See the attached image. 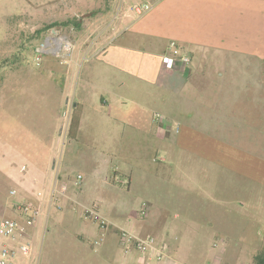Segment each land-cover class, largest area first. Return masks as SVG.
I'll use <instances>...</instances> for the list:
<instances>
[{
  "label": "crops",
  "instance_id": "0c3cea01",
  "mask_svg": "<svg viewBox=\"0 0 264 264\" xmlns=\"http://www.w3.org/2000/svg\"><path fill=\"white\" fill-rule=\"evenodd\" d=\"M143 2L146 0L112 1L115 15L86 26V35L71 44V56L64 49V42L71 39L58 37L56 32L46 39V50H53V56H70V66L58 69L63 82L57 110L62 102L71 108L73 119L68 127L72 143L80 150L74 152L70 144L69 161L58 163L63 139L61 131L56 132L59 124L45 141L33 137L31 149L36 144L41 149L37 158L24 159L19 152L16 161L10 160L9 152L12 155L15 150L0 139V216L18 215L7 201L21 194L35 206V201L49 193L57 195L73 211L82 212L92 207L87 199L90 192L102 191L104 201L93 207L105 216L109 230L96 224L95 229L83 231L95 233L99 247L105 237L112 241L109 231L125 227L124 231L139 239L152 237L159 247H167L168 259L152 264H194L195 253L189 251L192 240L178 232L202 230L209 234L207 238H214V248L220 247L214 257L219 264L235 248L234 239L226 230L213 231V219L202 221L201 229L197 225V215L208 217L218 211V169L264 186V146L257 150L261 157H253L219 137L225 132L224 136L239 143L240 134L237 137L231 132H248L242 135L250 137L260 134L264 145V0H154L152 10L137 17L130 6ZM82 51L91 54L93 63L77 93L76 69ZM174 52L189 56L191 63L185 66L178 61L175 68L166 69L164 60ZM156 115L161 117L156 120ZM96 119L101 131L94 124L88 126ZM152 131L158 143L154 151ZM231 135L234 137H228ZM141 136L148 138L147 145L142 146ZM152 152L162 157L159 162L154 159L153 169ZM76 163L91 178L84 186L80 185L82 176L72 180L79 184L78 191L68 170ZM177 171L185 182L177 181ZM7 181L11 185L6 191ZM177 185L185 196L173 194ZM11 191L16 195L11 196ZM134 193L143 197L142 204ZM114 197L134 201L124 216L121 207L106 201ZM176 198L184 212L171 211L169 202ZM139 208L138 215L135 210ZM171 212L182 218L183 225L169 222ZM118 261L145 264L135 252Z\"/></svg>",
  "mask_w": 264,
  "mask_h": 264
},
{
  "label": "rangeland",
  "instance_id": "374dc122",
  "mask_svg": "<svg viewBox=\"0 0 264 264\" xmlns=\"http://www.w3.org/2000/svg\"><path fill=\"white\" fill-rule=\"evenodd\" d=\"M112 1L114 0H0V139L10 143L15 150V154L11 155L9 152L10 160L16 161L19 152L24 155V159L39 157L40 147L36 144L37 148L31 149L34 145L33 137H39L41 141H45L58 124L60 127L56 132L61 131L63 134L58 163L69 161L67 152L70 144L74 152L80 150L72 143L71 127H68L71 126L73 119L71 108L66 107L62 102L57 110L58 98L62 93L60 84L63 82V77L59 73L61 71L58 72V69L65 70L70 66L68 61L73 49L71 44H74V40L86 35V26L98 18H112L115 15L117 9L112 5ZM134 4H131L129 10ZM53 32H56L58 37H67L72 40L71 42L66 39L67 41L64 42V49L70 56L55 57L51 54L53 50L49 52L46 50V39L53 36ZM79 62L76 69L77 93L85 81L93 58L87 51H82ZM72 93L74 94V91ZM93 124L100 131L102 130L99 119L91 120L88 126ZM153 128L154 130L158 128L157 123L153 124ZM233 133L237 137L240 134L239 143L223 134L219 137L232 142L234 147L241 149L240 151L244 150L253 157H261L257 151L263 149L264 146L262 138H258L260 134L250 137V135L243 136L248 132H231ZM234 135L228 137L233 138ZM156 138V132L152 131V151L158 145ZM147 141L149 143L148 138L140 137L142 146L144 143L147 145ZM156 153L152 152V169L155 166L154 159L158 162L162 160L161 155L158 156ZM0 155H3V152H0ZM146 160L145 162H148ZM22 161L23 159L19 160V163ZM68 170L72 173L71 183L76 191L79 189V184L76 185L72 180L77 176L80 175L83 178L84 183L82 181L80 185L84 186L91 182L90 176L85 175L77 163ZM22 171L25 172L26 168H22ZM191 176L194 178V174ZM216 177L218 192L215 197L219 201L216 202L215 207L218 211H214L208 217L197 215V225L201 229L202 221L213 219L215 221L213 231L226 230L229 237L231 235L234 239L235 248L226 253L224 259L218 262L219 264H254L255 256L264 252V186L262 188L259 182L222 168L218 169ZM200 178L202 177L199 176ZM176 179L180 183L185 182L182 181L181 171H177ZM10 185L7 181L4 186L6 191ZM177 186L173 194L177 193L179 197L185 196L181 195V187ZM165 187H163V192L166 190ZM27 192L31 196L30 191H26V194ZM102 194V191L92 190L90 192L87 199L92 205L91 208H95L94 205L100 206V203L104 201L105 197ZM134 194L135 199L139 197L137 203L139 201L142 204L143 197L137 193ZM19 197L22 198V194L7 201L8 207L13 204V211L18 204H32L31 201H27V195L24 199ZM43 198L42 201H35L36 206L32 204L40 210L42 216L32 234L33 252L30 260L28 259L29 264H116V261L118 264H123L118 261L122 256H131L132 252L137 253L136 251L126 253L120 248L119 229L109 231L113 237L112 241L110 237H105L103 247H99L96 245L99 237H95V233L87 235L83 232L95 229L98 224L96 221L85 218L84 211H73L69 203L65 200L60 201L57 195L52 197L49 193ZM106 201L119 209L121 207L124 211H121L123 216L134 203L131 198L126 197L118 199L114 197L113 200ZM179 201L180 199L176 198L175 201L169 202L172 212L175 210L184 212ZM141 208L135 210L138 215ZM172 212L169 222L181 223L182 218L174 217ZM16 213L19 215V212L16 211ZM18 215L7 217L17 219ZM100 216L105 218L102 212ZM124 219L123 217L122 221ZM178 233L182 238L189 237L192 240L189 251L195 253L194 264H216L214 257L221 249L220 247L214 248L212 241L214 238H207L209 234L202 230Z\"/></svg>",
  "mask_w": 264,
  "mask_h": 264
},
{
  "label": "built area",
  "instance_id": "2783aa9c",
  "mask_svg": "<svg viewBox=\"0 0 264 264\" xmlns=\"http://www.w3.org/2000/svg\"><path fill=\"white\" fill-rule=\"evenodd\" d=\"M153 6L154 0H146V2L132 5L131 12L137 17H142L150 12ZM178 61L182 65L188 66L191 63V58L174 52L173 56L165 58L164 66L166 69H173ZM160 117V115H156V118ZM10 195L15 196L16 192L11 191ZM15 208L19 212L17 219L0 217V264H22L24 260H30L33 252L32 231L35 229L41 212L32 204H18ZM141 213L144 216L146 212L142 211ZM84 217L96 221L102 230H109V223L100 216L95 208L85 209ZM96 245L99 243L97 242ZM119 246L126 253L136 251L145 264L168 259L167 247H159L158 242L152 237L139 239L122 230L119 233Z\"/></svg>",
  "mask_w": 264,
  "mask_h": 264
},
{
  "label": "trees",
  "instance_id": "16d2710c",
  "mask_svg": "<svg viewBox=\"0 0 264 264\" xmlns=\"http://www.w3.org/2000/svg\"><path fill=\"white\" fill-rule=\"evenodd\" d=\"M254 264H264V252H261L255 256Z\"/></svg>",
  "mask_w": 264,
  "mask_h": 264
},
{
  "label": "bare ground",
  "instance_id": "6f19581e",
  "mask_svg": "<svg viewBox=\"0 0 264 264\" xmlns=\"http://www.w3.org/2000/svg\"><path fill=\"white\" fill-rule=\"evenodd\" d=\"M58 42H59V41H58ZM56 43H57V41H56ZM58 44H59V43H58ZM65 44H66V43H65ZM69 45H70V44H69ZM69 45H68V46H69ZM66 49H67V47H66Z\"/></svg>",
  "mask_w": 264,
  "mask_h": 264
}]
</instances>
